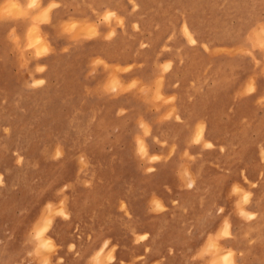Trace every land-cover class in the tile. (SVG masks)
Instances as JSON below:
<instances>
[{
    "label": "rangeland",
    "instance_id": "374dc122",
    "mask_svg": "<svg viewBox=\"0 0 264 264\" xmlns=\"http://www.w3.org/2000/svg\"><path fill=\"white\" fill-rule=\"evenodd\" d=\"M127 1L0 0V264H264V0Z\"/></svg>",
    "mask_w": 264,
    "mask_h": 264
},
{
    "label": "crops",
    "instance_id": "0c3cea01",
    "mask_svg": "<svg viewBox=\"0 0 264 264\" xmlns=\"http://www.w3.org/2000/svg\"><path fill=\"white\" fill-rule=\"evenodd\" d=\"M49 1V0H47ZM54 1V0H53ZM57 1V0H56ZM61 2L60 6L53 9V21L65 19L64 17L71 15L76 18L87 17L92 19V10H97L103 12L105 9H113L115 11H120V7L124 6L125 9L128 8L127 0H59ZM84 23H89L83 21ZM102 33L108 31V26L105 24L102 27Z\"/></svg>",
    "mask_w": 264,
    "mask_h": 264
},
{
    "label": "bare ground",
    "instance_id": "6f19581e",
    "mask_svg": "<svg viewBox=\"0 0 264 264\" xmlns=\"http://www.w3.org/2000/svg\"><path fill=\"white\" fill-rule=\"evenodd\" d=\"M13 12V11H12ZM11 12V13H12ZM23 12V11H22ZM108 12V11H107ZM47 13V12H46ZM37 20V19H36ZM34 28H36V27H34ZM185 28V27H184ZM188 30V29H187ZM185 31V30H184ZM188 32V35H189V37L191 38V39H193V37L191 36V34H190V32L189 31H187ZM187 35V34H186ZM121 69V68H120ZM116 89V88H115ZM146 90V89H145ZM49 218V217H48ZM50 219V218H49ZM48 219V221H47V223H46V225L48 224V222H51L50 220ZM45 223H44V225H45ZM43 226V225H42ZM41 226V227H42ZM49 226V225H48ZM39 228V227H38ZM48 228V227H47ZM39 229H41V228H39ZM44 229H45V227H44ZM39 231V230H38ZM43 236V235H42ZM37 240V239H36ZM45 243V242H44ZM43 246V245H42ZM230 255V254H229Z\"/></svg>",
    "mask_w": 264,
    "mask_h": 264
}]
</instances>
